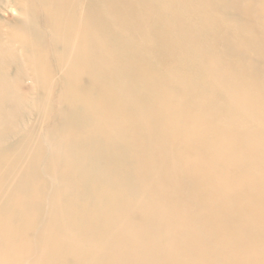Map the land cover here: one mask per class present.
Here are the masks:
<instances>
[{"label": "bare ground", "instance_id": "6f19581e", "mask_svg": "<svg viewBox=\"0 0 264 264\" xmlns=\"http://www.w3.org/2000/svg\"><path fill=\"white\" fill-rule=\"evenodd\" d=\"M0 264H264V0H0Z\"/></svg>", "mask_w": 264, "mask_h": 264}, {"label": "rangeland", "instance_id": "374dc122", "mask_svg": "<svg viewBox=\"0 0 264 264\" xmlns=\"http://www.w3.org/2000/svg\"><path fill=\"white\" fill-rule=\"evenodd\" d=\"M8 17H9V18H11V17H12V15H11V14H9V15H8ZM40 24H41V21H40Z\"/></svg>", "mask_w": 264, "mask_h": 264}]
</instances>
